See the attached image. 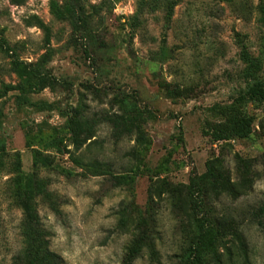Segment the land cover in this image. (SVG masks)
I'll use <instances>...</instances> for the list:
<instances>
[{"label":"rangeland","instance_id":"rangeland-1","mask_svg":"<svg viewBox=\"0 0 264 264\" xmlns=\"http://www.w3.org/2000/svg\"><path fill=\"white\" fill-rule=\"evenodd\" d=\"M79 2L0 0V264L27 253L26 204L66 264H264V101L248 137L205 132L247 88L243 47L264 80V0ZM75 111L95 126L78 149Z\"/></svg>","mask_w":264,"mask_h":264},{"label":"trees","instance_id":"trees-1","mask_svg":"<svg viewBox=\"0 0 264 264\" xmlns=\"http://www.w3.org/2000/svg\"><path fill=\"white\" fill-rule=\"evenodd\" d=\"M69 10L76 13L78 8H81L79 0H69ZM174 4H172L173 6ZM262 22L264 23V6H262ZM57 14L65 16L60 8H56ZM3 40L0 38V44ZM241 57L245 62L249 64L248 69L245 72V77L249 79L247 88L244 92L240 93L231 103L228 104H214L211 110L218 113L222 119L218 121L208 120L206 123L205 132L210 136L213 141L229 140L233 138H245L248 137L253 130L254 118L249 115L244 109L243 105L246 101H264V80L258 78L254 74V68L256 61L250 56L246 48L243 47L241 51ZM251 79V80H250ZM118 116L111 117L109 119L115 124L116 128L120 130L119 134L130 131L125 125L123 119L117 118ZM94 123L93 121L75 111V114L71 121L68 123L69 141L78 149L83 146L89 139L94 136ZM6 152V145L4 142H0V166L3 163ZM82 159V157H78ZM82 161V160H81ZM39 163L42 165L50 164V155L42 154L39 151H35L34 166ZM203 179L212 178L217 180L216 176L212 173H204L201 176ZM191 186L200 191L202 188L197 181L192 180ZM28 218L23 223V232L28 237L26 244L25 255L16 256L12 264H66L65 260L56 252L49 250L44 246L42 236L39 235L36 225V216L32 212L30 205L26 204ZM200 219V218H199ZM202 222V220H200ZM203 228L201 232V241L198 244L199 249L212 246L214 240L217 237L214 228L209 225L206 226L203 223L200 224ZM145 234V233H144ZM140 235L138 242L134 244L129 250V254L132 255L138 248L142 247V242L146 240L145 235ZM35 247L36 255L33 254L32 249ZM198 252V251H196ZM197 256H195L196 258Z\"/></svg>","mask_w":264,"mask_h":264}]
</instances>
